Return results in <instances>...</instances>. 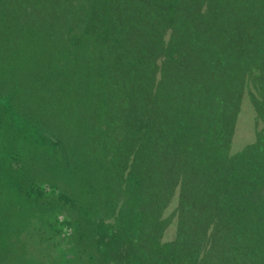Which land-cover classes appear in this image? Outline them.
<instances>
[{"label": "rangeland", "instance_id": "obj_1", "mask_svg": "<svg viewBox=\"0 0 264 264\" xmlns=\"http://www.w3.org/2000/svg\"><path fill=\"white\" fill-rule=\"evenodd\" d=\"M30 1L20 0V7L15 8L7 0H0V93L9 89L13 110L29 120L23 123L18 118V123L0 129V141L12 140L13 148L18 149L0 155V264H238L227 258L235 252L233 247L249 255L246 264H264V224H250L248 220L253 216L246 209L226 216L228 212L220 214L218 208L223 184L218 175L224 165H217L216 159L224 155L223 150H239L235 159L255 153L250 143L264 131V117L255 108L264 103L255 102L261 99L250 87L253 82L247 81L241 92L230 81L228 72L217 76L224 82L220 88L232 94V103L241 92L239 106L234 112L228 111L227 119L215 114L214 106L207 108L214 114L204 113L206 82L194 89L196 96L170 103L193 93L192 69L187 68L185 57L178 68L170 69L169 76L161 71L164 57L170 52L165 47L173 46L172 38H183L187 33L185 22L176 17L173 24L177 27L179 22L180 30L168 28L164 34L160 27L154 30L155 34L160 30L163 48L156 56L155 71L145 75L149 84L143 83L151 89L152 106L139 115L141 90L127 97L135 88L120 80V74L123 77L126 72H134L135 63L127 70L121 64L109 68V62L119 53L127 56L125 52L134 53L136 46L121 51L96 47L105 40L101 32L96 41H90L89 36L81 38L87 48H73L70 33H57L54 12L62 13L64 20L59 21L77 34L80 21L74 22L73 18L87 14L91 0ZM201 1L199 8L211 7L214 20L226 25L228 33L232 34L237 24L243 25L242 10L249 6L247 0ZM98 3L101 20L111 14L116 19L120 16L121 0ZM173 4L177 16L187 17V0H173ZM236 9L235 23L220 20L222 11L233 17ZM249 19L247 13V26ZM126 25L120 30L133 35L126 36L125 45L131 41L136 44L138 39H158L151 36L147 26L136 23L130 30ZM199 40L203 43L198 53L204 60L205 54L216 53L211 28ZM89 47L94 52H89ZM105 63L108 72L118 76H104ZM223 67L217 65L220 71ZM192 71L198 74L203 70ZM3 73L9 74V83L2 82ZM108 83L117 88L112 90L113 98L104 103ZM261 97L264 100L262 90ZM129 101H136L135 107L127 106ZM170 105H181L188 113L178 116L168 112ZM132 124L146 131L135 134ZM224 134L228 139L232 136L231 142L222 138ZM156 135L165 144L183 146L187 160L178 165L182 174H190L186 173L181 188L185 192L180 209L179 186L166 195L168 201L162 208L147 202L148 196L158 197L162 184ZM207 143L214 146L208 153ZM117 160L122 162L118 167ZM243 160L245 164L246 158ZM210 161L216 164L211 179L206 177ZM134 169L139 183L128 178ZM178 214L184 218L181 225Z\"/></svg>", "mask_w": 264, "mask_h": 264}, {"label": "trees", "instance_id": "obj_2", "mask_svg": "<svg viewBox=\"0 0 264 264\" xmlns=\"http://www.w3.org/2000/svg\"><path fill=\"white\" fill-rule=\"evenodd\" d=\"M84 1L85 0H82V2ZM98 1L99 0L89 1L90 5L87 8V14L82 15L77 19L75 18V16L74 18L72 17L74 22L75 20L80 21L78 24L79 30L77 34L72 33L73 29L71 31V28L68 27L65 22L61 23L59 21V19H61L62 21L64 20V18L61 17L62 13L60 12H54V18L56 17V19L53 21V24H55L56 26L58 25L57 33L59 35L62 34V32L64 33V36H69L68 33L71 34L70 39L72 40L71 44H73V48H87L88 44H86V41L83 42L81 38L84 37L88 39L89 36L90 41H92L93 39L96 41L98 40L97 36H100L102 34L101 32H103V36L105 34V40L102 43H97L95 45L96 47H101L103 45L104 49H113L114 51H121L124 48L125 50H127V48L133 50L134 46H136V49L134 48V53L130 51L125 52L127 56L123 55V52L119 53L116 58L112 59L109 62V68L116 69V67L118 68V66L121 64L120 67L122 66L125 70H127L130 67L129 65H133V63H135L134 72H126V75L122 73L123 77L120 74V80L122 81L123 79V82L127 85H130V88L136 89H132L131 91H129L127 97H134V95H137V91L141 90L140 94L142 98V109L137 111L140 112L139 115L148 112V109L150 108V106H152L151 98H149L151 97V89L148 88V85H143V83L149 84V82H147L149 78H147L145 75L150 73L151 70H154V67L156 66V56L158 55L159 51L163 48L160 30L158 32L159 35L158 33L155 34L154 30H158V28L160 27L163 31V34L165 30H168V28H172L173 32L176 29L180 30L179 22L177 27H175L173 24V20L176 17L181 18L182 21L185 22V25L187 27V33L186 36L183 38H172L173 46L171 45L172 47H169V45H167L165 47V50L167 52H170L169 54H166V57H164V63L161 64V71L162 73L165 71L168 72L169 76V71L171 68H178L180 66L182 57H185V59H187V68L192 70L201 69L203 71L198 72L197 74L191 70L192 77L190 80V87L193 89V93L183 99H179V101H169L170 103H182L187 98L191 96H196L193 95L195 94L194 89L206 82L208 86L205 87L206 89L204 107L206 108V111L204 113L214 114L213 111L207 109L214 106L217 109L215 111V114L227 119V116H229L228 111H232L234 109V112L235 108L239 106V99L241 97V92L244 88L243 85H245L247 81L248 83L253 82L250 87H253L255 90L258 91V99L261 100H256L255 102L264 103V100L261 97V90L264 94V0H247L249 6L247 8H245L244 6L242 10V15L244 16L242 19L244 22L242 25L243 27L241 25L238 26L239 24H237V26L234 27V32H232V34L228 33L229 28H227L226 25L214 20V13L211 7L207 6L204 10H202V8H199L200 6H202L201 0H187V17H185V15L183 17H180L179 14L177 16V14L174 13L175 3L173 4V0H121L122 4L119 5L120 9L122 10L120 12V16H123H119L116 19L112 18L111 14L104 20H101L102 17H98L97 14V8L101 7ZM107 1L109 3L110 0ZM175 1L177 3L179 0ZM7 2L12 3L15 8L20 7V0H7ZM30 2H34V0H31ZM107 6L108 4L105 5V7ZM236 12L237 9L233 12L232 17L231 13L222 11V17L220 15V20L225 22H233L236 16ZM247 13H249L250 16V22L248 26L247 23H245ZM124 17L127 18L125 19L126 21L124 20ZM125 22L128 24V27H130L131 25H135L136 23H139L143 26H147L151 30V36H157L158 39H138L136 44L131 41V43H127V45H125L126 36H128L129 34L133 35L132 32L127 31L123 34L124 30H120L121 28L127 27ZM213 22H215V24L212 27ZM233 23H235V21ZM74 24L76 25V23ZM104 26H106V28H104ZM208 28H211L213 30L214 39L217 45V51L215 54H205L204 60L201 54L198 53V51H201L200 49H202L203 43L199 40V38H202L204 32ZM102 29L105 30L103 31ZM75 35H77V38L75 39V41H73ZM106 39L108 40L107 43H105ZM157 48L159 50H157ZM88 51L94 52L90 47ZM181 51H183L184 54H181ZM85 55L86 54H84L83 56ZM121 55L122 58L118 60ZM165 58H167V60ZM95 59L98 60L97 58ZM140 60L141 64L140 66H138ZM228 62L230 65H227ZM217 65L221 67L225 66L223 67L224 70H218ZM207 67L210 69V71ZM103 68L105 71L104 76L109 74L108 78L112 79L113 77L111 74H113L114 77L118 76L113 71L108 72L107 63L103 65ZM226 72H228V76L231 77L230 81L232 80L234 82V86L237 89L241 90L237 97V100L234 101V103H232V94H229L228 92H225L220 88V85H222V83L224 82L221 78L217 77L218 75L223 76V73ZM3 75L4 76H2V82L9 83V74L5 75V73H3ZM95 79L97 81V78ZM107 80L109 81V79ZM108 84L112 87L108 88V85V87L105 89V94L107 95L104 97V103L106 102V99L108 102V100L113 98L112 90L117 88L112 83ZM152 86H154L152 88L155 89L156 85ZM143 87L147 89L145 92V89ZM148 89L150 90V92H148ZM109 90H111L110 94ZM168 98H171V96L168 95ZM11 100L12 98L9 96V89L4 91V93H0V129H6L5 126H10L14 125V123H18L19 119L23 120V123L29 122V120L21 118L22 116L20 115V113L13 110ZM133 103L137 102L129 101L127 103V106L129 105L130 107H135L136 104ZM260 106L261 105L255 106L257 110L256 112L258 113V115L264 117V104L262 105V107ZM168 107V112L178 114V116L183 115L187 112V110H185V108L181 105H170ZM196 108H201V104H198ZM190 113L193 112L190 111ZM230 124H232V121L230 122ZM38 126L39 124H36V127ZM41 127L42 125H40V128ZM46 127L47 126H44L43 130L46 131L49 136H51V134H49L45 129ZM131 127H133V129L135 130V134H140L139 132H144L145 130L144 127H141L139 124H132ZM33 128L35 127L33 126ZM226 133L229 132H225V134ZM258 133L259 131L256 132V135ZM225 134L222 138L225 139L227 142H229V140L231 142L232 136H230L228 139ZM257 136L259 138L257 140L255 138L254 142L250 143L251 145L249 144V147L253 146L254 144L253 148L256 149L255 153L235 159L234 156L239 155V150L236 152H229L227 150H223L222 153L224 155L216 159L217 165H224L218 175L220 181L223 182V184L221 185V206H218L219 202L216 200V206H218V208H221V210L219 209V213L221 214L222 212H228L226 216H230L234 212L238 213L241 210L246 209L247 212L251 216H253V218L249 219L248 222L250 224L253 223L255 225L262 223L264 224V131L262 133H259ZM155 137L156 138L154 140V145H156V150L161 151L159 154L161 156L158 157L157 160H159V163L161 164L160 172L162 184L161 187L158 189V197L153 198L151 196L150 199L148 196L147 202L149 203L152 201V205L162 208L164 203L168 201L166 195L168 193H174L173 190L176 188V186H179L180 192L178 199L180 209L183 206V192H185L182 191L181 188L184 184V179H186V173L188 172V174H190V171H184V173L182 174L180 172L181 166L178 165L179 162L183 164V162L187 160L183 152V146L172 143L165 144V140L162 137H157V135ZM0 144V155L4 154L6 156L7 153L18 150L13 148L14 144L12 140H9L8 142L4 143L0 141ZM115 144H117L116 141L113 142V145ZM213 147V145L207 143L206 153L210 152ZM196 152H198V149H196ZM181 154L184 155V159L182 158ZM185 154L189 155V153L187 154V152ZM212 155L213 152L210 153V156L207 158V160L211 158ZM228 156L233 157V159L228 160ZM245 158L246 163L244 164L243 159ZM117 162L118 163H115L117 167L122 164V162H120L119 160H117ZM216 164L213 161L209 162V169L206 175L207 178L211 179L210 174L216 171ZM245 166H247V168H244ZM126 168L128 170L129 167ZM136 174L137 171H135L134 169L129 174L130 176L128 178H132L131 180L134 183L136 181L139 183L136 178ZM191 174L194 173L191 172ZM255 189L259 190L256 191L258 192L256 195H254ZM194 204L195 203L192 201L191 206L194 207ZM139 210L143 211L144 209ZM219 213H217V215H220ZM178 215L180 220L177 221L179 225H181L183 223L182 221L184 220V218L182 217V215ZM233 250H235L234 253L232 252L231 254L227 255L229 256L227 257L229 260L238 264H246L245 262L249 261V258H247L249 257V255H247L245 252L240 251L236 247H233Z\"/></svg>", "mask_w": 264, "mask_h": 264}]
</instances>
